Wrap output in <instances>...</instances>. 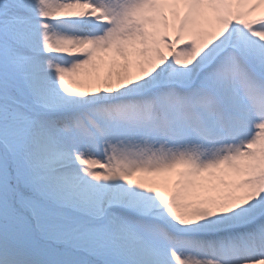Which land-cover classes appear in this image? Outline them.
<instances>
[{"label":"snow or ice","instance_id":"snow-or-ice-1","mask_svg":"<svg viewBox=\"0 0 264 264\" xmlns=\"http://www.w3.org/2000/svg\"><path fill=\"white\" fill-rule=\"evenodd\" d=\"M0 264H264V0H0Z\"/></svg>","mask_w":264,"mask_h":264}]
</instances>
